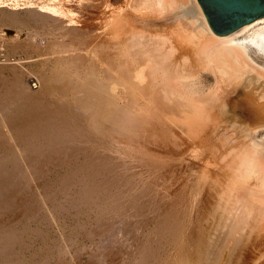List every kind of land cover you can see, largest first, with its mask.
Masks as SVG:
<instances>
[{"label":"bare ground","instance_id":"bare-ground-1","mask_svg":"<svg viewBox=\"0 0 264 264\" xmlns=\"http://www.w3.org/2000/svg\"><path fill=\"white\" fill-rule=\"evenodd\" d=\"M98 1L23 0V18L0 11L3 35L32 23L53 35L38 54L40 91L14 70L0 95V264L71 262L65 242L18 260L15 247L31 245L24 232L49 234H19L14 206L29 226L57 225L63 211L83 218L64 239L76 247L69 259L114 264V250L118 264H249L264 231V17L219 37L196 0L133 1L147 16L179 9L200 34L191 51L180 34L138 31L106 4L93 18ZM29 36L12 47L36 51ZM146 212L156 219L138 226Z\"/></svg>","mask_w":264,"mask_h":264},{"label":"rangeland","instance_id":"rangeland-1","mask_svg":"<svg viewBox=\"0 0 264 264\" xmlns=\"http://www.w3.org/2000/svg\"><path fill=\"white\" fill-rule=\"evenodd\" d=\"M22 1V2H21ZM100 1V4H102L103 5V7L102 6H100L101 8H102V11L101 10H99V9H101V8H95L96 10H92V12L90 13V14H92L91 16L94 18L95 17V15H97L96 17H100V16H102V18H103V16H104V12L103 11H105V10H103L104 9V7H105V4H106V7H108L109 9H111L112 8V10H118V12L119 13H123L122 15L123 16H126V18H128L129 20H127V22L129 23L131 20H133V21H131L130 23H132L131 25H132V27L134 28V29H136V30H138V31H142V32H146V33H154L155 31L156 32H158V31H162V32H166V33H168V34H171V35H176V33L177 34H180V36H182V40H183V42H184V47L185 48H191V46L192 47H194V48H191L190 50L191 51H193V49H196L197 48V45H198V38L197 37H199V33L197 32V25L196 24H194L191 20H188L187 21V19L186 18H184L181 14H180V10L179 9H175V11H173V10H171V11H169L168 13L166 12V13H164V14H161L160 16H152V15H150V16H147L145 13L143 14V12H132L133 10L131 9V8H133V4H135V3H133V1L134 2H136L137 0H131V2H130V0H99ZM98 1V2H99ZM104 1V2H103ZM106 2V3H105ZM5 3V4H4ZM22 3V4H21ZM133 3V4H132ZM23 4H25L24 2H23V0H0V11L2 10V9H4V10H2L3 12H9V11H15L14 13L16 14V16L19 18V17H21V18H23L24 17V12H25V9H26V5H24L23 6ZM4 5H6V6H4ZM133 5V6H132ZM132 6V7H131ZM114 8V9H113ZM9 9V10H8ZM11 9V10H10ZM129 9V10H128ZM130 10H132V11H130ZM99 12H102L101 14L99 13ZM133 13V14H132ZM135 13V14H134ZM137 13V14H136ZM138 13H140L139 15H138ZM21 15V16H20ZM131 15V16H130ZM136 15V16H135ZM138 15V16H137ZM179 15V16H178ZM175 16V17H174ZM95 17V18H96ZM172 17H174V18H172ZM125 18V17H124ZM172 18V19H171ZM98 19V18H97ZM131 19V20H130ZM103 20V19H102ZM101 20V21H102ZM93 22H95V21H93ZM97 22V21H96ZM95 22V23H96ZM192 22V23H191ZM129 23V24H130ZM192 24H194V25H192ZM36 24H31V25H29V26H24V27H22V25H21V27L20 26H10V24L8 25H5L6 27H5V31H8L7 32V35H3L2 34V30H1V28H0V54H1V52H3L2 54V56H3V58H2V60L0 61V68H2V69H0V95H1V97H3V99H4V97L5 96H2V95H4L5 94V92H6V88L10 85V83H11V80L14 78V77H12V76H14V73L16 72V73H20V74H22L21 75V83L23 84V86L25 87V89L27 90V91H30V92H35L36 93V91L38 92V91H40V89H38V86H39V88H40V86H41V82L38 80V74H37V69H39V68H37V67H39V63L41 62V59H43V57H45V56H42L41 58L40 57H38V54L40 53V51L42 52V50L46 53V51H47V47L48 46H50L49 45V43H50V41H48V46H47V40H51L53 37V35H51V34H47L46 35V37L44 36L45 35V32H44V35H43V31H44V29L42 28V26H40L39 24H37L36 26H35ZM7 26H10V27H7ZM1 27V26H0ZM4 27V26H3ZM31 27V28H30ZM92 27H94V28H92V30L93 29H95V30H93V31H91V33L89 34V37L91 38L92 37V35H93V38H96L95 39V41L97 40H99L100 38L99 37H97L98 35L99 36H101L100 34H98V33H100V31L99 30H97V27H96V25L94 24V25H92ZM16 28V29H15ZM18 28V29H17ZM41 28V29H40ZM21 29V30H20ZM23 29V30H22ZM17 30L19 31V32H17ZM24 32V33H22V39H24L25 40V38L28 36V37H30L29 35H33L34 37H32V42H34V45L36 46V47H34V45H33V47L35 48V50L36 51H32L31 52V50L30 49H25V50H23L22 48L20 49V47L19 48H13L14 46H16L15 45V43L16 44H18V45H20L19 44V42L20 43H23L24 42V40H20V32ZM26 31V32H25ZM29 33H28V32ZM36 32V33H34V32ZM33 32V33H32ZM40 32H42L41 34H40ZM30 33H32V34H30ZM35 34V35H34ZM182 34V35H181ZM27 35V36H26ZM43 35V36H42ZM51 35V36H50ZM94 35L96 36V37H94ZM25 36V37H24ZM37 36H39V38L37 37V39L38 40H36V37ZM49 36V37H48ZM45 37V38H44ZM45 40H44V39ZM89 38V39H90ZM98 38V39H97ZM13 39V40H12ZM17 39H19V40H17ZM28 39V38H27ZM40 39V40H39ZM34 40H36V43H35V41ZM27 41V40H26ZM37 41H39V43L37 42ZM45 42V43H44ZM4 43V44H3ZM10 43H12V44H10ZM14 43V44H13ZM9 46H8V45ZM5 45V46H4ZM7 45V46H6ZM17 45V46H18ZM40 45V46H39ZM45 45H46V49H45ZM13 46V47H12ZM188 46V47H187ZM49 48V47H48ZM28 50V51H27ZM187 51H189V50H187ZM44 52H42V54L44 53ZM32 53V54H31ZM47 53H50V52H47ZM41 54V53H40ZM8 56V57H7ZM22 57V58H21ZM8 59L9 61H7V60H5V59ZM28 58V59H27ZM35 60H34V59ZM37 58H39V59H37ZM19 59V60H18ZM4 60V61H3ZM18 60V61H17ZM23 60H25V63H24V61ZM26 60H27V62H28V60H30L28 63L26 62ZM32 60V61H31ZM34 60V61H33ZM7 63H6V62ZM23 61V62H22ZM3 62V63H2ZM9 62V63H8ZM17 62V63H16ZM14 63H16V64H14ZM20 63H23V64H21L20 65ZM5 64H6V66H5ZM30 66V67H29ZM12 67H14L13 69H11L10 70V68H12ZM21 68H23V69H25V70H23V69H21ZM31 68V69H30ZM14 70H15V72H14ZM10 71V72H9ZM14 72V73H13ZM24 72V73H23ZM33 72V73H32ZM108 73V72H107ZM112 73V72H111ZM11 74H13V75H11ZM20 74H18V75H20ZM28 74V75H27ZM29 74H33V75H29ZM113 74L114 73H112V76H113ZM110 75V74H109ZM112 76H106L107 78V84L109 83V81H108V78L111 80V84H112V79L113 78H111ZM115 76V75H114ZM113 76V77H114ZM37 78V79H36ZM30 79H34L35 81H36V86L35 87H32V85H31V82H30ZM114 80L116 81V76L114 77ZM39 82V83H38ZM113 83L115 84V82L113 81ZM8 84V85H7ZM27 85V86H26ZM0 97V102L2 103L4 100L2 99ZM1 103H0V108H2L1 107ZM4 104V103H3ZM4 106V105H3ZM245 115V117H249V116H251V115H248V114H244ZM53 166V165H52ZM52 166H50V168L48 169V171H49V173H52L51 175V179H53L54 180V178L57 180L58 178V181H60V179H62V174L64 175V173H65V171H64V169H61L64 173H62V171L60 170V169H56L54 166H53V168H52ZM55 169V170H54ZM50 170H52V171H50ZM61 174V177H58V176H60L59 175V173ZM54 172H56V177H54ZM94 179H96V177L94 178ZM56 183H57V181H56ZM12 209H13V211H15V213H14V216H13V218H12V213L11 212H9L8 214H3L2 216L3 217H1V219L3 220V221H5V222H9V221H18L19 222V220H20V225L18 224L17 226H16V228H17V232L19 233V231H21V228H19L20 226L21 227H23V226H28L27 228H29V230H31V231H29V233L30 234H32L33 233V231L34 232H36V230L37 229H41L42 231H46V229H48V234H49V236H48V238H49V240H51V238H52V240L51 241H47V242H44L43 240L41 241V239H39V237L38 238H34L33 239V237L32 236H30V235H28L27 233H25L26 235H24V233L22 234V236H23V241H25V243L28 241V243L29 244H31V245H26V248H22V247H15V249H14V252L15 251H17L16 249L18 248V251L17 252H15V254L16 255H18L17 257L19 258L18 260H21V262H27V260H28V262H30V260L32 261V258L34 259V257L35 258H37V259H39L38 258V256H41V253L43 252V251H45V250H47L48 248H50V246H51V244L53 243V242H56V243H58L60 246H61V244H62V248L65 246H67L68 248H69V251L68 250H65V248H64V250L66 251V252H68V254L67 253H65V255H66V259L70 262V260H71V262H72V260L73 259H75V261L73 260V263L72 264H92V263H90L89 262V259H86V258H89V255L88 254H90V253H88V252H83V253H80V254H78V255H76L75 256V258H73V259H69V258H71L72 257V252H73V250H74V248H76L75 247V245L74 246H72L71 248L69 247L70 245L66 242V240H64L65 239V237H67L68 235H69V230H70V228H72V226H74V222L75 221H77V222H80L81 220H83V218L81 219V217L80 218H77L76 220H74V215H73V211H67V212H65L64 213V211L63 212H61L60 214H58L57 215V217L56 218H58L59 217V219H58V222H57V225H53L52 224V226L51 225H49L48 227L47 226H45V225H40V223H37V222H32V223H30V226H29V224H27L26 223V225H25V220L23 219V220H21L20 219V207H17V206H14V207H12ZM16 209V210H15ZM18 213H17V212ZM147 213V212H146ZM143 214V220L139 217V220L141 219L142 220V222L144 221V223L142 224L141 222H139V224H138V226H143L144 227V225H146V217L145 216H147V219L149 220L148 221V223H147V225L146 226H148V224H150L153 220V218H154V220L156 219V214H153L152 216L151 215H149L148 213L147 214ZM150 214H151V212H149ZM61 214H62V218H61ZM67 215L68 214V216H70L71 214V217H68V216H63V215ZM7 215V216H6ZM10 217H9V216ZM19 215V216H18ZM145 215V216H144ZM148 215H149V217H150V219L148 218ZM142 216V215H141ZM6 217V219L4 220L3 218H5ZM8 218L10 219V220H8ZM11 218H12V220H11ZM64 218V219H63ZM66 218V219H65ZM16 219V220H15ZM18 219V220H17ZM63 219V220H62ZM72 219V220H71ZM78 219H81V220H78ZM70 220V221H69ZM74 220V221H73ZM140 220V221H141ZM146 220V221H145ZM152 220V221H151ZM23 223V224H22ZM37 223V224H36ZM61 223V224H60ZM64 223H65V225H64ZM89 224H91V223H89ZM89 224H87L86 225V227L87 228H89ZM23 225V226H22ZM61 225V226H60ZM38 226V227H37ZM56 226V227H55ZM58 226V227H57ZM95 226V224H93L92 223V227H94ZM146 226H145V228H146ZM34 227H35V229H34ZM45 227V228H44ZM70 227V228H69ZM90 227H91V225H90ZM56 228H57V230H56ZM58 228H60V229H58ZM20 229V230H19ZM50 229V230H49ZM40 230V231H41ZM62 230V231H61ZM53 231H54V233H53ZM51 232V233H50ZM59 232V233H58ZM65 233V234H64ZM20 234V233H19ZM264 231L262 230V232H259V234L257 235V238H258V240H259V242H260V246L262 247V248H256V250L254 251V249L255 248H253V251H252V253H250V258L252 257H257V254L255 255V252H257V253H262L263 254V256L261 257V253H260V255L258 254V258H260L259 260H257L256 258L254 259V260H256V262L251 258V260H253L252 262L251 261H249L250 263L249 264H251V263H253V264H255V263H257V264H264ZM33 235V234H32ZM64 235H66V236H64ZM30 238H29V237ZM53 236V237H52ZM57 236V237H56ZM63 236V237H62ZM262 236V237H261ZM26 237L28 238V239H26ZM55 238V239H54ZM129 238L130 237H128V236H126L125 237V240L124 241H126V243H127V240H129ZM25 239V240H24ZM32 239V240H31ZM80 239V238H79ZM127 239V240H126ZM58 240V241H57ZM60 240V241H59ZM76 240H77V238H76ZM82 239H80V240H77L76 242H78L77 244H82ZM65 242V243H64ZM46 243H48V244H46ZM63 243L65 244L64 246H63ZM85 243V242H84ZM83 243V244H84ZM46 244V245H45ZM69 246H68V245ZM257 245V244H256ZM21 246V245H20ZM31 246V247H30ZM39 247V248H38ZM66 247V249H68ZM74 247V248H73ZM23 249V250H22ZM27 249L29 250V251H27ZM37 252H36V251ZM110 250H113V248L112 249H110ZM110 250H108V251H110ZM39 251L41 252V253H39ZM72 251V252H71ZM19 252V253H18ZM30 252V253H29ZM32 252V253H31ZM112 251H110V252H108V254L110 253L111 255H109V256H113V259H112V257L110 258L111 260H112V262L114 263V264H118V262L120 263L121 262V258H122V256H121V258L119 257V255H118V252L115 254L116 255V257L114 258V250H113V253H111ZM126 252H131V251H129V250H127ZM21 253H23V254H21ZM35 253H37V254H35ZM38 253H39V255H38ZM72 254V255H71ZM71 255V256H70ZM83 255V256H82ZM88 257H87V256ZM127 255H128V253H127ZM260 256V257H259ZM29 257H32V258H29ZM77 257V258H76ZM82 257V258H81ZM22 258V259H21ZM26 258V259H25ZM29 258V259H28ZM77 259V260H76ZM114 259H116V260H114ZM117 259H119V260H117ZM262 259V260H261ZM34 260H36V259H34ZM86 260V261H85ZM114 260V261H113ZM115 261H117V262H115ZM257 261H259V262H257ZM25 262V263H26ZM71 262H70V264H71ZM79 262V263H78ZM262 262V263H261ZM33 263V262H32ZM53 264V263H52Z\"/></svg>","mask_w":264,"mask_h":264},{"label":"water","instance_id":"water-1","mask_svg":"<svg viewBox=\"0 0 264 264\" xmlns=\"http://www.w3.org/2000/svg\"><path fill=\"white\" fill-rule=\"evenodd\" d=\"M216 36H225L264 17V0H196Z\"/></svg>","mask_w":264,"mask_h":264},{"label":"built area","instance_id":"built-area-1","mask_svg":"<svg viewBox=\"0 0 264 264\" xmlns=\"http://www.w3.org/2000/svg\"><path fill=\"white\" fill-rule=\"evenodd\" d=\"M3 52H1V54H0V61L2 60V58H3V54H2ZM30 82H31V85H32V87H35L36 86V81L34 80V79H30Z\"/></svg>","mask_w":264,"mask_h":264}]
</instances>
